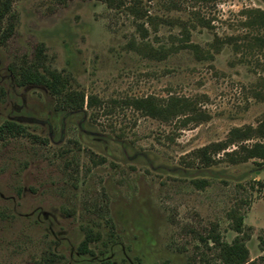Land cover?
<instances>
[{
  "label": "rangeland",
  "instance_id": "obj_1",
  "mask_svg": "<svg viewBox=\"0 0 264 264\" xmlns=\"http://www.w3.org/2000/svg\"><path fill=\"white\" fill-rule=\"evenodd\" d=\"M173 2L140 0L137 18L101 0H11L0 22V264H225L235 239L264 264V161L220 153L203 167L193 155L264 120L253 95L264 53L249 47L264 34L247 23L264 1ZM39 48L83 109L19 84ZM148 97L190 100L197 115L163 122L126 105Z\"/></svg>",
  "mask_w": 264,
  "mask_h": 264
},
{
  "label": "trees",
  "instance_id": "obj_2",
  "mask_svg": "<svg viewBox=\"0 0 264 264\" xmlns=\"http://www.w3.org/2000/svg\"><path fill=\"white\" fill-rule=\"evenodd\" d=\"M111 8H126L135 17H142V13L138 10L140 0H101ZM194 3H207L215 0H187ZM264 1V0H263ZM11 0L0 1V22L9 11ZM173 4V0H169ZM248 26L252 27L264 34V12L253 10L249 13ZM11 31L7 28L2 37ZM251 46H257L261 53H264V37L255 36L250 40ZM19 74L14 76L19 79V84H31L44 87L52 96L59 102V107L66 110H80L84 108L85 96L82 93L74 91L68 87V80L63 77L58 71L45 67L42 58V49H37L35 54V62L29 66H24L19 69ZM256 99L264 101V77H260L257 88L253 91ZM97 100L89 98L87 106L95 105ZM137 111H140L147 117L167 122L176 119L180 116H196L195 103L187 99L170 98L167 101H160L156 98L148 97L147 99H134L126 104ZM5 133L18 135L22 134L23 130L19 126L11 123H6L1 128ZM255 140L253 143L249 141ZM220 153L223 158L230 164L247 162L252 159L264 161V120L256 127L243 126L233 128L229 131L226 139L217 143H211L194 151V159L197 160L200 166H211L215 161V157ZM241 221L236 226L237 232L240 231ZM96 238L89 233L84 241L79 246V251L88 253V244ZM222 259L225 264H251L248 258V251L245 246L237 239L231 245L222 247Z\"/></svg>",
  "mask_w": 264,
  "mask_h": 264
}]
</instances>
